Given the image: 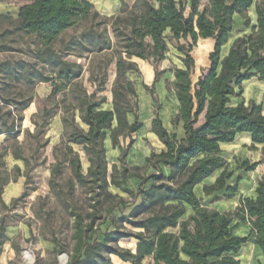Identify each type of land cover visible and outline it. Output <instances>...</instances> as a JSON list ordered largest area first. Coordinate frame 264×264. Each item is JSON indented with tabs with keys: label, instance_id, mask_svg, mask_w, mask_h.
<instances>
[{
	"label": "trees",
	"instance_id": "16d2710c",
	"mask_svg": "<svg viewBox=\"0 0 264 264\" xmlns=\"http://www.w3.org/2000/svg\"><path fill=\"white\" fill-rule=\"evenodd\" d=\"M120 1L121 14L112 18L102 16L87 0H34L21 8L18 20L11 19L12 33L35 38V59L55 69L57 79L65 83L64 86L80 77L81 67L66 61L53 48L62 33L90 19V38L97 39L101 51L109 50L113 48L112 40L104 32H98L97 27L111 23L119 46L112 89L113 108L102 109L106 98L96 99L97 93L105 89L102 82L92 94L79 95L73 112L62 119L65 152L61 160L55 155L59 164L53 169L54 178L61 174V164L70 165L77 184L89 186L93 191L94 202L86 216L73 213L74 246L68 264H114L112 256L132 264H141L146 257H153L155 264H242L237 256L251 238L264 256V175L258 182L256 197H242L231 212L202 206L203 199L194 191L214 172L223 169L214 185L204 187V193L211 196L224 191L226 199H234L238 186L228 185L233 172L221 157V144L232 143L238 134L248 133L253 141L251 149L264 145L263 107L256 103L232 105V99L242 97L245 82L252 79L264 82V2L208 0L207 6L201 9L202 0H190V13L186 15L184 5L176 0H135L133 5ZM254 5L256 23H252L248 14ZM236 15L244 20L250 32L239 35L225 54L235 30ZM212 38L215 45L209 55V68L203 71L193 89L191 72L195 61L191 52L199 40ZM170 45L180 54L182 62V67L173 71V88L179 103V114L173 124L182 122L185 136L180 139L170 133L156 114L152 132L164 150L147 158L146 167L130 170L125 160L134 141L125 148L120 138H130L143 129L138 93L135 83L128 77V73L137 71V65L131 60L137 58L153 63L155 82H158L164 72H159L157 66L166 59ZM12 51L15 50L0 46V53ZM40 79L44 83L54 80L43 75ZM62 86H55L51 95ZM28 107L29 103H24L21 110ZM45 113L51 115L54 110ZM130 115L134 117L133 123ZM15 131L13 123L9 132ZM107 137L113 148L121 152L122 168L114 166L111 174L105 147ZM73 145L82 147L87 155L90 164L87 175L83 174L79 154L74 152ZM14 156L29 164L20 153ZM258 166V163L243 162L239 169L250 173ZM164 168L169 170L168 175ZM132 178L141 181L137 191L128 187ZM54 181H50L53 189ZM111 186L135 201L112 194L109 192ZM3 187L0 185V203L8 209L1 197ZM110 200L106 214L116 227L100 240L97 234L102 225L98 223L102 216L101 206ZM186 206L192 208L193 215L184 221ZM116 208L126 210L119 219L114 216ZM118 222L123 227L117 225ZM239 225L250 227L248 237L236 235ZM6 229L5 218H2L0 256L7 242ZM125 239L138 242L135 253L118 245ZM52 242L59 251L58 241Z\"/></svg>",
	"mask_w": 264,
	"mask_h": 264
},
{
	"label": "rangeland",
	"instance_id": "374dc122",
	"mask_svg": "<svg viewBox=\"0 0 264 264\" xmlns=\"http://www.w3.org/2000/svg\"><path fill=\"white\" fill-rule=\"evenodd\" d=\"M125 1L133 5V0ZM201 4V7H205L208 1L202 0ZM189 13L185 7V14ZM97 31L104 32L105 36L112 40L113 48L101 51L97 39L90 38V19L79 22L76 27L65 31L54 43L53 48L59 55L81 67L80 77L74 83L64 86L65 83L57 79L55 69L45 67L35 59L37 49L35 38L12 33V20L0 18V46H8L15 50L0 53V185L4 186L2 200L8 206V209H4L0 203V220L5 218L7 224L5 245L11 241L18 249L15 264H60L62 256H66L68 264L74 246L73 213L78 212L86 216L91 212L90 206L94 204L93 191L89 186L81 187L77 184L70 165L61 164V174L56 178L53 169L59 164L55 155L61 160L65 152L62 119L73 112L72 107L76 105L77 97L83 92L92 94L104 82L105 89L97 93L96 99L106 98L102 109L113 108L112 89L116 81L119 46L112 32L111 23L97 27ZM244 32L249 33L250 30L245 28L244 20L238 16L231 39ZM214 43V39L207 41L201 39L191 52L195 61L193 81L209 64V55L214 49ZM201 45H205L203 47L205 50L198 53L197 49ZM131 61L137 65V71L128 73V77L135 83L139 97V119L145 128L139 135L120 138L121 145L125 148L129 146L131 140L134 141L125 160L130 170L135 167L141 168L146 156L159 151L161 144L157 139L150 137L147 128L156 114L165 120L175 113L173 71L182 67L180 54L172 45L166 59L157 66L159 72H164L160 76L159 84L155 82L156 67L153 63L137 58H132ZM42 75L53 78V82H40ZM30 80L34 82L31 83ZM55 86L62 88L52 96ZM24 103H29V107L21 110ZM48 110H54V113L46 115L45 112ZM129 119L134 122L132 115ZM77 122H80L78 116ZM13 123L16 124V131L9 132ZM108 135L110 136V132ZM72 147L74 152L79 154L83 174L87 175L90 164L85 151L80 146ZM16 153H20L29 164L17 160L14 156ZM120 155V150L110 148L107 152L109 174L112 173L114 166L121 170ZM52 179L55 180L54 189L50 186ZM130 186L137 191L132 183ZM109 192L126 200L135 201L112 186ZM110 203L111 200L101 206L102 216L98 223L102 225L97 234L100 240L104 238L106 232L116 227L106 214V208ZM204 204L210 209L214 207L211 199H205ZM221 207L224 210L233 208L224 203ZM124 211L126 210L123 208H116L114 216L119 219ZM117 225L123 227L119 222ZM126 228L130 229L128 225ZM236 235L248 237L250 230L247 231L246 227L239 225ZM54 239L59 243V251H56V245L52 242ZM42 241L53 244L54 251L43 255L38 247ZM134 244L135 241L129 239L122 240L119 246L131 249ZM27 254L32 256V260ZM237 257L242 264H264L252 238Z\"/></svg>",
	"mask_w": 264,
	"mask_h": 264
},
{
	"label": "crops",
	"instance_id": "0c3cea01",
	"mask_svg": "<svg viewBox=\"0 0 264 264\" xmlns=\"http://www.w3.org/2000/svg\"><path fill=\"white\" fill-rule=\"evenodd\" d=\"M87 1L91 2L94 5L95 9L101 15H104L107 17H115L121 14L122 3L120 0H87ZM176 1L182 3L184 7H186L190 11V0H176ZM256 1H260V0H256ZM33 2L34 0H0V17L9 18V19L16 21L19 18L21 8L32 4ZM134 2L135 0H133L132 3ZM202 8L203 7H201V9ZM248 14L253 21L252 23H256L257 16H256V11H255V5L249 10ZM236 17H238V15L235 16V20H236ZM242 34H245V32L241 33V35ZM231 36L233 37V33L232 35H230L229 42L225 47V51H224L225 54L228 53L231 44L238 37L237 36L235 39H231ZM207 40H213V38L207 39ZM207 40H204V41H207ZM204 46L205 45H201L200 48L197 49L198 53L204 52L205 50V48H203ZM209 65H210V62L209 64H207L205 70L209 68ZM194 69H195V66L193 67L192 72H191V82H192L193 89L199 77L202 75V73H200L199 75H197L196 80L193 81L192 74L194 72ZM174 81H175V77L173 74V84H174ZM156 83L159 84L161 82L158 81ZM243 90H244V93L241 98L232 99V105L237 106L240 103H245V105H249L250 103H256L257 105H261L263 107V113H264V82H261L258 79H252L243 84ZM172 92H173L175 103H176L175 113L169 119L167 118L164 120L160 116L159 117L164 127L170 133L176 134L178 138L182 139L185 136L183 123L180 122L179 125L173 124V121L176 119V117L179 114V103L176 98V93H175L174 88H172ZM154 118L155 117H153L152 120L150 121L148 128H147V132L150 135V137L157 139L159 141L158 137L152 132V122ZM140 122L143 124V129H144L145 128L144 123L142 121ZM143 129L141 131H143ZM141 131L137 133L136 135H139ZM159 143L161 144L160 149L158 152H155V154H160L164 150L163 144L160 141ZM252 146H253L252 136L251 134H248V133L238 134L236 136L235 141L232 143L221 144V149H222L221 157L226 161L229 171L233 172V176L228 181V185L238 186V194L234 199H226L224 197V194H225L224 191L213 194L211 196L205 195L204 187L214 185L216 180L220 177V175L223 172V169L217 170L216 172H214V174H212L209 178H207L203 183L195 187L194 191H195L196 196L200 199H203L202 206L209 208L207 205L204 204V200L211 199V203L214 204V207L212 209L218 210L220 212H231V211H234L236 207L240 204V199L242 197H252V198L256 197V189L258 187V182L261 179V177L264 175V145H255L256 149H251ZM105 147H106L107 152L109 151L110 148L114 150L110 137H107L105 141ZM115 150H119V149H115ZM150 156L151 155H148L144 158L141 168L146 167L147 165L146 160ZM243 162H250L251 164L258 163L259 166L254 172L246 173L243 170L239 169V165ZM164 171L167 175L169 174L168 169L164 168ZM239 178H241V181L239 180ZM130 183H132L134 187L137 188L136 190H138L141 181L137 178H132L128 181V187L131 190H133L130 186ZM114 189L119 190L116 187H114ZM222 203L231 205L233 206V208L231 210H224V208L221 207ZM191 215H193L192 208L189 206H186V215L184 216V218H182V220L184 221L187 220ZM243 226L247 228V231L250 230V227L248 225H243ZM125 240H129V239H125ZM131 240H134V239H131ZM121 241H119V243ZM134 241H135V244H134L135 246L129 250L135 253L138 242L136 240ZM38 247H39V250L42 251L43 255H46L47 253L48 254L52 253L55 249V246L53 244L51 243L49 244L43 241L38 245ZM123 249H126V248H123ZM17 250L18 249L13 246L12 242L8 241V243L4 245L3 247V252L0 256V264H15L14 262L18 258ZM259 252L262 253L260 249H259ZM112 261L114 264H132V263L123 262L115 256H112ZM146 262H151L152 264H155L153 257H146L141 264H145Z\"/></svg>",
	"mask_w": 264,
	"mask_h": 264
},
{
	"label": "bare ground",
	"instance_id": "6f19581e",
	"mask_svg": "<svg viewBox=\"0 0 264 264\" xmlns=\"http://www.w3.org/2000/svg\"><path fill=\"white\" fill-rule=\"evenodd\" d=\"M28 255V258L30 259V260H32V256H30L29 254H27ZM261 258H262V260L264 261V256L262 255V253H261ZM67 263V258H66V256H62L61 257V259H60V264H66Z\"/></svg>",
	"mask_w": 264,
	"mask_h": 264
}]
</instances>
